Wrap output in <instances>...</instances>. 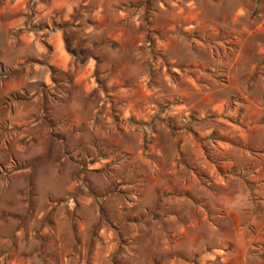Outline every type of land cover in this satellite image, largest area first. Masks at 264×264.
I'll return each mask as SVG.
<instances>
[{
	"label": "clouds",
	"instance_id": "obj_1",
	"mask_svg": "<svg viewBox=\"0 0 264 264\" xmlns=\"http://www.w3.org/2000/svg\"><path fill=\"white\" fill-rule=\"evenodd\" d=\"M0 264H264V0H0Z\"/></svg>",
	"mask_w": 264,
	"mask_h": 264
}]
</instances>
